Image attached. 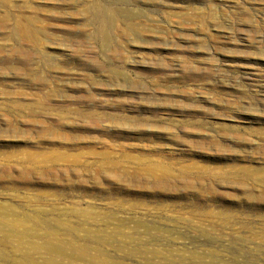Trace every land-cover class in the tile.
<instances>
[{
	"label": "rangeland",
	"instance_id": "1",
	"mask_svg": "<svg viewBox=\"0 0 264 264\" xmlns=\"http://www.w3.org/2000/svg\"><path fill=\"white\" fill-rule=\"evenodd\" d=\"M0 264H264V0H0Z\"/></svg>",
	"mask_w": 264,
	"mask_h": 264
},
{
	"label": "bare ground",
	"instance_id": "2",
	"mask_svg": "<svg viewBox=\"0 0 264 264\" xmlns=\"http://www.w3.org/2000/svg\"><path fill=\"white\" fill-rule=\"evenodd\" d=\"M102 8L98 7V12H97V18H98V21H99V18L101 17V13H102ZM101 23V22H100ZM101 25V24H100ZM105 26V25H104ZM29 34V33H28Z\"/></svg>",
	"mask_w": 264,
	"mask_h": 264
}]
</instances>
